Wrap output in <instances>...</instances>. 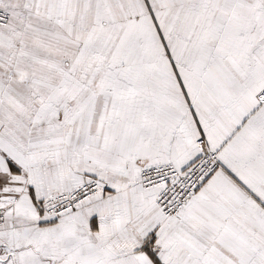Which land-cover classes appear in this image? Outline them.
<instances>
[{
    "label": "snow or ice",
    "instance_id": "snow-or-ice-1",
    "mask_svg": "<svg viewBox=\"0 0 264 264\" xmlns=\"http://www.w3.org/2000/svg\"><path fill=\"white\" fill-rule=\"evenodd\" d=\"M0 264H264V0H0Z\"/></svg>",
    "mask_w": 264,
    "mask_h": 264
}]
</instances>
